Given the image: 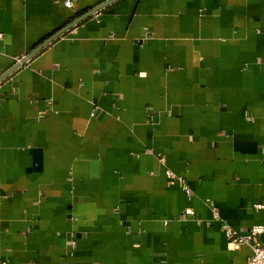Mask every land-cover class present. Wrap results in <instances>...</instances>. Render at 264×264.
I'll use <instances>...</instances> for the list:
<instances>
[{
    "label": "crops",
    "instance_id": "1",
    "mask_svg": "<svg viewBox=\"0 0 264 264\" xmlns=\"http://www.w3.org/2000/svg\"><path fill=\"white\" fill-rule=\"evenodd\" d=\"M63 1L0 0V76L108 0ZM257 204L264 0H119L0 83V264H248Z\"/></svg>",
    "mask_w": 264,
    "mask_h": 264
},
{
    "label": "built area",
    "instance_id": "2",
    "mask_svg": "<svg viewBox=\"0 0 264 264\" xmlns=\"http://www.w3.org/2000/svg\"><path fill=\"white\" fill-rule=\"evenodd\" d=\"M63 4L66 8L71 9L73 6V0H64ZM175 183L182 186V190L188 197L192 196V192L186 184L184 179H178ZM256 210L264 209L263 204L255 205ZM184 214L186 216H193L191 209H186ZM214 220H218V214L216 210H213ZM227 238L231 241L230 245L237 248L241 245H247L251 249V256L248 260V264H264V246L260 242L261 236L264 235V226H254L244 236H239L230 229L225 230Z\"/></svg>",
    "mask_w": 264,
    "mask_h": 264
},
{
    "label": "water",
    "instance_id": "3",
    "mask_svg": "<svg viewBox=\"0 0 264 264\" xmlns=\"http://www.w3.org/2000/svg\"><path fill=\"white\" fill-rule=\"evenodd\" d=\"M117 1H119V0H108V1H106L104 3H102L101 5H99L98 7H96L95 9H93V10L87 12L86 14L82 15L79 19H77L76 21H74L68 27L62 29L61 31H59L58 33H56L55 35H53L52 37H50L49 39H47L40 46H38L34 51H32L29 55H27L22 60H20L13 68H11L9 71H7L3 75H1L0 76V83L4 79H6L9 75H11L13 72H15L17 69H19L22 65H24L25 63H27L31 58H33L37 53H39L43 48H45L48 44H50L53 40H55L57 37H59L65 31L69 30L71 27L75 26L77 23H79L82 20H84V19L92 16L96 12H98V11H100V10L108 7L109 5H111V4H113V3L117 2Z\"/></svg>",
    "mask_w": 264,
    "mask_h": 264
}]
</instances>
